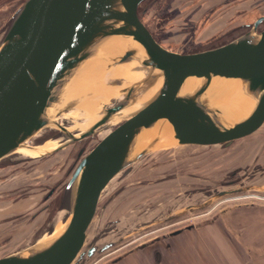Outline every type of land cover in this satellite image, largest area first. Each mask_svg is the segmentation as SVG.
Returning a JSON list of instances; mask_svg holds the SVG:
<instances>
[{
    "label": "water",
    "instance_id": "obj_1",
    "mask_svg": "<svg viewBox=\"0 0 264 264\" xmlns=\"http://www.w3.org/2000/svg\"><path fill=\"white\" fill-rule=\"evenodd\" d=\"M145 0H26L9 18L0 38V162L25 146L45 129L62 132L59 148L94 135L121 111L130 108V97L164 77L160 91L118 121L87 154L83 149L78 163L61 192V210L65 228L50 238L40 237L27 248L0 258V264H84L98 252L111 249L110 242L101 248L85 250L94 217L104 190L119 174H129L134 163L156 149L172 146H223L255 134L264 125V31L251 32L223 47L195 54L172 52L154 39L140 21L138 8ZM126 37L141 44L148 56L133 48L121 56L136 60L160 73L132 85L127 96L105 111L85 132L67 133L57 121L73 110L79 101H69L63 108L67 88L85 61H90L102 46L115 37ZM189 78L200 84L182 94ZM213 79H239L257 95L256 108L236 122L226 121L219 111L204 101ZM148 87V86H147ZM207 103V104H206ZM173 125L175 135L169 146L158 135L143 140L145 132L164 123ZM144 142V143H143ZM55 151H53L55 153ZM241 168L231 172L236 175ZM230 182L228 185H234ZM242 190H223L217 197ZM190 210L194 207H190ZM196 229L189 226L170 236Z\"/></svg>",
    "mask_w": 264,
    "mask_h": 264
},
{
    "label": "rangeland",
    "instance_id": "obj_2",
    "mask_svg": "<svg viewBox=\"0 0 264 264\" xmlns=\"http://www.w3.org/2000/svg\"><path fill=\"white\" fill-rule=\"evenodd\" d=\"M17 1L0 0V38L4 26L16 10ZM183 1L159 0L152 5L153 13L150 17H146V21L155 29L157 8L163 12V5L169 4L168 7L175 14L183 9L186 10L185 5V8L178 6ZM204 1H206L205 8L213 3L212 0ZM179 14L177 19L180 20L182 15ZM176 32L170 30L157 33V38L162 41L160 46L183 55L192 53V49L197 46L193 44L194 39H191L192 42L189 37L183 40V36L179 37ZM197 40L200 42L202 39ZM197 47L199 48L200 45ZM131 63L138 66L134 62ZM111 74L112 80L126 79L130 75L128 71L119 67ZM127 88L128 86L102 93L95 99L98 103L96 109L98 114L105 113L104 106L110 109L120 103L118 98L122 93L127 92ZM84 113L86 114L84 110L73 109L60 116L57 122L67 129H72L69 132L71 134L84 132L90 120ZM129 114L131 113L121 115V119ZM229 118L231 116L224 117L226 120ZM117 122L112 121L94 135L87 137L83 144L87 146L84 155L110 130H113ZM52 136L61 137L60 140L64 138L62 132L58 130L45 129L26 142L25 146L41 143L42 140ZM54 139L49 140L57 146L61 145L62 141H54ZM83 145L72 143L55 153L37 158L25 156L16 150L0 162L2 166L8 160L12 161L16 154H19L22 161L18 165L12 164L5 169L0 168V258L21 251L38 240L30 243L39 224L47 216L46 213L38 216L42 208L40 206L43 205L42 199L47 189L57 188L59 183L69 181L79 161L78 152ZM238 168L241 170L232 176L231 172ZM233 181L234 185H228ZM12 189L30 193L29 197L19 201L9 200ZM234 189L242 191L223 197H217L215 194ZM59 197L61 201V196ZM98 204L85 250L94 244L99 248L110 242L117 244L111 249L96 253L84 264H111L108 263L111 258L127 253L126 249L130 246L100 263L98 261L114 250L122 246L126 247L127 244L133 243L131 246H135L144 242L151 243L149 240L154 237L164 235L163 239L168 238L172 231L189 226L195 227L197 231L183 234L181 237L184 241L204 237H212L219 242L227 240L229 254L227 263L224 264H264V125L254 135L237 140L228 147L177 145L156 149L134 163L129 174L121 173L115 177L104 190ZM192 206L194 209L190 210ZM59 210H61L60 206L54 214L50 227L51 231L59 221H62L54 237L64 229L62 224L64 217H59L62 214ZM212 249L214 250L213 247ZM186 258V256L182 257L181 262L222 264V260L219 261V257H216L214 252H211L208 258H194L193 263L187 262Z\"/></svg>",
    "mask_w": 264,
    "mask_h": 264
},
{
    "label": "flooded vegetation",
    "instance_id": "obj_3",
    "mask_svg": "<svg viewBox=\"0 0 264 264\" xmlns=\"http://www.w3.org/2000/svg\"><path fill=\"white\" fill-rule=\"evenodd\" d=\"M21 1L22 0H18L16 2V10L25 2V0L23 2ZM146 1L141 3L140 7L138 8V15L141 19L140 21L145 24L154 39L160 45H162L160 38H157V33L162 31L167 32L170 30L177 31V35L179 37L183 36V40L189 37L190 42H192L191 39H194L193 44L197 46L200 45L199 48L196 46L194 49H192L193 51H191L192 53L190 54L217 49L232 43L240 37H245V35L251 32L261 33L264 31V0H212L213 3L208 4V8H205L206 1L204 0H184L182 3L180 2L178 6L183 8L185 5L187 7L186 10L179 9V11H182L175 14H173V10H170L168 7L169 4L167 6L163 5V12H161V10L158 8L156 10V30L148 24L146 17H150V15H152V5L158 3L159 0H156V2L155 0ZM179 13L182 15L180 17H183L182 19L180 18V20L177 19V17L180 15ZM197 39L202 40L199 42ZM63 128L65 127L63 126ZM53 138L58 137L52 136L47 140H42L41 143H35L33 145L45 144L46 141H50L49 139ZM85 139H82L81 142L76 141L74 144L77 145V143H80V145H83L86 141ZM85 146L83 145L80 148L78 155L83 149L86 151L87 146ZM18 155L19 154H16V157L14 156L12 161L8 160L5 162L6 164H3L2 166L0 165V168L5 169L9 166H12V164H21L22 161ZM59 184L57 185V188L50 187L47 189V192L42 199L43 205L40 207H42L43 210L42 208L40 209L38 216L41 213H46L47 216L43 219L44 221L39 224L38 230L30 240V243H34V241L40 237L48 234L47 232L51 229L50 227L53 222L54 214L58 210V207L61 203L59 196H61V192L65 188L67 182L65 181ZM29 194L21 192L19 189H12L11 194H9V200L19 201L22 198L24 199L29 197ZM183 234L186 233L184 232L176 236L169 235L168 238L164 239L162 238L164 235H161L160 237H154L150 239L149 241L151 243L144 242L135 246H131L133 243H130L127 244L126 247L122 246L114 250L111 254L106 255L98 262L100 263L102 260L110 257L112 254H116L122 250L124 251L125 248L130 246L128 249H126L127 253L116 255V257L111 258L108 263L111 262V264H125L126 262L133 260L134 262L136 261L137 264H178L179 262L180 264H184L181 262L178 253H176L178 248L177 243L183 241L181 237Z\"/></svg>",
    "mask_w": 264,
    "mask_h": 264
},
{
    "label": "bare ground",
    "instance_id": "obj_4",
    "mask_svg": "<svg viewBox=\"0 0 264 264\" xmlns=\"http://www.w3.org/2000/svg\"><path fill=\"white\" fill-rule=\"evenodd\" d=\"M128 47L133 48V50L140 53L141 56H148L147 51L141 44L133 43L124 36L112 38L100 48L101 52H97V55L90 59V61H85L81 69L74 75L71 84L67 88L65 100L59 105L58 109L64 107L69 101H79L74 109L77 111L84 110L87 116H89L90 120L86 126V130H88L90 126H93L95 122L104 118L106 115V113L98 114L99 112L96 111L98 103L95 99L100 97L102 93L105 94L116 91L126 86L129 88L137 82L143 81V79L149 75L160 73L159 70L144 66L136 60L129 61L123 59L121 56L127 51ZM131 62L136 63L139 67ZM118 67L128 71L131 76L129 75L126 79H110L111 73H114L115 68L118 69ZM164 80V77L158 76L151 81L149 85H145V87L139 89L130 97V108L119 112L112 121H119L122 117L121 115L132 113L131 111H134L137 107L141 105L144 106L146 101L160 91L163 86L162 84H164ZM200 82L201 80L196 78L187 79L181 93L185 94L192 92ZM155 88L158 89L154 91L153 89ZM251 92H253L251 88L247 85H243L239 79H213L210 82L206 94L203 95V98L204 101H207V105L215 107L220 115H224L222 116L223 118L231 116V118L226 121L233 123L247 117L256 108L258 102L257 95ZM126 96L127 92L122 93L118 100L121 102ZM103 108L104 110H108L105 106ZM164 124L161 130L160 124H157L154 129L145 132L142 137L143 140L154 138L160 131V137H162L165 143L170 146L174 144L173 139L175 131L173 125L170 124V122ZM66 130L67 133L72 131V129ZM86 130H84V132ZM59 146L60 144L57 146L53 141H47L42 145L21 146L16 150L25 156L37 158L52 153L59 148ZM61 231H63V229ZM61 231H59V233H61ZM53 237H46L41 240L40 243L46 242Z\"/></svg>",
    "mask_w": 264,
    "mask_h": 264
},
{
    "label": "crops",
    "instance_id": "obj_5",
    "mask_svg": "<svg viewBox=\"0 0 264 264\" xmlns=\"http://www.w3.org/2000/svg\"><path fill=\"white\" fill-rule=\"evenodd\" d=\"M197 229H194L193 231L188 230L185 233H192L196 232ZM184 233V232H183ZM182 234V233H181ZM178 248L177 252L179 255V258L187 257V262H194V258H203L210 256L211 252L215 254L216 257H219V261H221L222 264L227 263V256L229 254L228 252V243L227 240H222V242H219L218 240L212 239V237L208 238H199V239H191L189 241H181L178 242ZM214 248V250L212 249ZM204 248V250H202ZM203 263V262H202ZM125 264H137V262L131 260L126 262ZM204 264V263H203Z\"/></svg>",
    "mask_w": 264,
    "mask_h": 264
}]
</instances>
